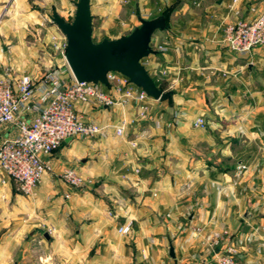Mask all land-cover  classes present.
<instances>
[{"label":"crops","instance_id":"obj_1","mask_svg":"<svg viewBox=\"0 0 264 264\" xmlns=\"http://www.w3.org/2000/svg\"><path fill=\"white\" fill-rule=\"evenodd\" d=\"M189 1L151 38L170 43L146 68L168 99H150L147 119L121 136L108 128L64 141L34 194L0 185V264H213L229 245L247 264H264V44L237 55L222 41L226 23L254 18L264 0ZM8 2L36 11L35 1L0 0V12ZM115 2L90 0L92 25L110 26ZM83 112L101 126L134 115ZM198 117L203 128L193 126ZM66 167L82 187L62 182ZM128 221L131 232L119 233ZM11 222L17 227L5 231ZM39 231L45 240L32 241Z\"/></svg>","mask_w":264,"mask_h":264},{"label":"built area","instance_id":"obj_2","mask_svg":"<svg viewBox=\"0 0 264 264\" xmlns=\"http://www.w3.org/2000/svg\"><path fill=\"white\" fill-rule=\"evenodd\" d=\"M236 0H232L234 3ZM222 41L237 55H247L264 44V9L254 18L235 19L225 24ZM153 47V45H152ZM166 51V46L153 47ZM149 56L141 59L149 67ZM67 72L69 77L60 73ZM107 84L79 82L69 67L46 69L43 73H18L11 65L0 69V185L14 184L23 195L34 194L43 176L51 170L46 159L67 138L103 135L108 128L121 136L133 123L146 120L149 97L140 87L119 72L106 74ZM101 108L132 110L131 118L122 114L115 125H99L90 114L83 112ZM194 127L203 128L205 121L198 117ZM136 146V139L132 141ZM238 168L245 165L238 164ZM139 170L136 168L135 172ZM60 178L71 187L81 185L82 177L75 168L66 167ZM264 230V219L261 222ZM132 230L128 221L117 228L121 234ZM218 235L211 245H217ZM214 264H246L238 259L234 246L217 253Z\"/></svg>","mask_w":264,"mask_h":264},{"label":"rangeland","instance_id":"obj_3","mask_svg":"<svg viewBox=\"0 0 264 264\" xmlns=\"http://www.w3.org/2000/svg\"><path fill=\"white\" fill-rule=\"evenodd\" d=\"M29 1L36 2L31 4L32 8L36 10L32 12L33 15H30L29 10L11 11L8 9L10 5L9 2L0 12V69L5 65H11L18 73H43L46 69L52 70L58 67L66 71V66H68V64L65 60V37L51 20V15L55 11L59 16L63 17L65 21L70 22L75 10L74 3L77 0ZM115 3L117 7L116 18L110 26L101 25L98 19H96L95 24L92 25L93 42H100L104 38L117 39L124 34H128L134 27L139 25L138 16L143 19H151L166 13L168 21H170L178 12L179 8L185 3H190V1L116 0ZM72 9L73 12L71 11ZM167 27L170 28L169 23ZM112 36L114 38H111ZM150 45L151 47L152 45L156 47L154 40H151ZM162 45L166 46V51L170 49V43L168 41H163ZM153 55L154 54L149 55L152 60L155 58ZM60 75L62 77H69L67 72L60 73ZM65 146L67 145L62 143L57 152ZM82 186L83 179L81 185L77 188ZM10 204L11 203H8V207H10ZM21 226H23V224ZM16 227L17 223L15 224L14 222L13 224L11 222L4 230L6 231L8 229L12 232ZM195 231L199 232L198 229H195ZM29 235L28 229L26 228L22 232L21 239L27 240ZM37 240H45L41 231L37 233L36 238H32V241ZM218 245L219 244L215 246L211 245L212 250H215ZM238 259L246 263L241 260L239 254ZM214 263L215 260L213 261V264Z\"/></svg>","mask_w":264,"mask_h":264},{"label":"water","instance_id":"obj_4","mask_svg":"<svg viewBox=\"0 0 264 264\" xmlns=\"http://www.w3.org/2000/svg\"><path fill=\"white\" fill-rule=\"evenodd\" d=\"M72 20L67 22L55 11L51 20L65 37V60L74 78L79 82H100L107 84L109 71L119 72L140 87L149 97L166 100L169 91L159 89L142 65L141 59L155 54L150 43L152 35L167 28V19L161 14L151 19L138 17L139 25L128 34L117 39L104 38L100 42L92 40V15L90 0H77ZM70 138L65 139V141ZM251 214L245 211L244 217ZM45 237L47 235L45 234ZM169 256L174 257L173 247L169 245Z\"/></svg>","mask_w":264,"mask_h":264},{"label":"trees","instance_id":"obj_5","mask_svg":"<svg viewBox=\"0 0 264 264\" xmlns=\"http://www.w3.org/2000/svg\"><path fill=\"white\" fill-rule=\"evenodd\" d=\"M163 15H165L166 19H167V22H168V17L166 15V13H163ZM167 26H168V23H167Z\"/></svg>","mask_w":264,"mask_h":264}]
</instances>
